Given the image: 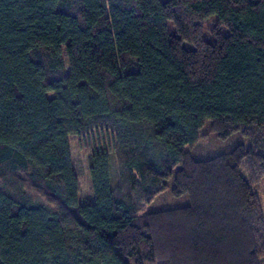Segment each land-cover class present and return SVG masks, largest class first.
<instances>
[{
  "label": "trees",
  "instance_id": "trees-1",
  "mask_svg": "<svg viewBox=\"0 0 264 264\" xmlns=\"http://www.w3.org/2000/svg\"><path fill=\"white\" fill-rule=\"evenodd\" d=\"M262 150L264 0H0V264H264Z\"/></svg>",
  "mask_w": 264,
  "mask_h": 264
},
{
  "label": "rangeland",
  "instance_id": "rangeland-1",
  "mask_svg": "<svg viewBox=\"0 0 264 264\" xmlns=\"http://www.w3.org/2000/svg\"><path fill=\"white\" fill-rule=\"evenodd\" d=\"M207 126V124H206ZM202 138L194 148V154L199 157L213 155L232 149L235 145L244 144L248 146L250 140L241 133H235L230 137L223 139L215 133H211L208 128L202 131ZM71 153L75 166L79 173L81 202L87 203L93 201V188L88 169V158L97 151H106L111 154L113 159L114 147L116 144L115 135L107 130L98 129L85 136L72 135L70 137ZM264 153V150H262ZM117 172L113 166V178L115 181ZM254 189L258 192L264 209V179ZM177 202L168 192L157 198L153 204H144V209L160 208L165 206L177 205ZM184 203V201H182Z\"/></svg>",
  "mask_w": 264,
  "mask_h": 264
}]
</instances>
